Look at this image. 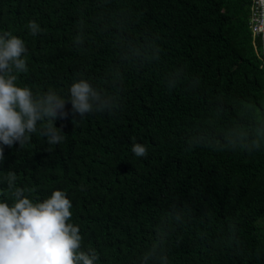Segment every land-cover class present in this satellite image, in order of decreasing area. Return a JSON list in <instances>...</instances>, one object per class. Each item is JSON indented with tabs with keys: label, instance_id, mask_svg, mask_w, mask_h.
<instances>
[{
	"label": "trees",
	"instance_id": "trees-1",
	"mask_svg": "<svg viewBox=\"0 0 264 264\" xmlns=\"http://www.w3.org/2000/svg\"><path fill=\"white\" fill-rule=\"evenodd\" d=\"M250 5L0 0V34L28 49L18 86L67 98L85 79L115 99L110 113L82 119L67 104L55 122L60 145L38 132L3 146L0 200L12 202L9 171L35 201L65 191L97 264H139L157 232L169 264H264V149L224 146L264 120V44L254 45ZM134 142L147 157L134 155Z\"/></svg>",
	"mask_w": 264,
	"mask_h": 264
},
{
	"label": "clouds",
	"instance_id": "clouds-1",
	"mask_svg": "<svg viewBox=\"0 0 264 264\" xmlns=\"http://www.w3.org/2000/svg\"><path fill=\"white\" fill-rule=\"evenodd\" d=\"M259 23L264 28V10ZM26 27L32 36L41 31L35 21ZM81 42L77 37L76 43ZM27 53L23 39L11 32L0 34V161L5 159L3 146L22 147L38 132L49 145L64 143L62 127L57 128L55 122L67 118L69 103L72 115L81 119L90 113H110L115 105L114 97L85 79L70 86L67 98L52 90L34 94L31 88L18 86V74L29 71ZM225 139L224 146L232 150L251 153L264 149V120L251 130L229 134ZM131 151L136 157L148 155L146 146L140 143L134 142ZM4 179L12 202L0 200V264H97L99 254L93 249L84 250L80 227L70 222L73 205L65 191L55 190L40 202L26 195L30 188L17 186L15 172L9 171ZM138 262L169 264L166 238L157 232Z\"/></svg>",
	"mask_w": 264,
	"mask_h": 264
},
{
	"label": "built area",
	"instance_id": "built-area-1",
	"mask_svg": "<svg viewBox=\"0 0 264 264\" xmlns=\"http://www.w3.org/2000/svg\"><path fill=\"white\" fill-rule=\"evenodd\" d=\"M264 10V4L261 0H251L249 13V28L252 32L253 42L256 45V39L264 34V28L259 23L260 12Z\"/></svg>",
	"mask_w": 264,
	"mask_h": 264
},
{
	"label": "water",
	"instance_id": "water-1",
	"mask_svg": "<svg viewBox=\"0 0 264 264\" xmlns=\"http://www.w3.org/2000/svg\"><path fill=\"white\" fill-rule=\"evenodd\" d=\"M263 44H264V34H263Z\"/></svg>",
	"mask_w": 264,
	"mask_h": 264
}]
</instances>
